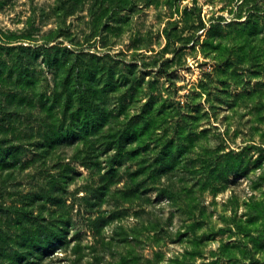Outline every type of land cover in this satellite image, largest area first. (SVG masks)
<instances>
[{
	"label": "rangeland",
	"instance_id": "rangeland-1",
	"mask_svg": "<svg viewBox=\"0 0 264 264\" xmlns=\"http://www.w3.org/2000/svg\"><path fill=\"white\" fill-rule=\"evenodd\" d=\"M0 264H264V0H0Z\"/></svg>",
	"mask_w": 264,
	"mask_h": 264
}]
</instances>
